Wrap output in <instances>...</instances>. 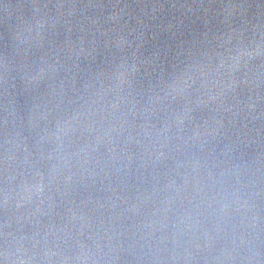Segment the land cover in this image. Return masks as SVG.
I'll return each mask as SVG.
<instances>
[{
    "label": "water",
    "instance_id": "water-1",
    "mask_svg": "<svg viewBox=\"0 0 264 264\" xmlns=\"http://www.w3.org/2000/svg\"><path fill=\"white\" fill-rule=\"evenodd\" d=\"M0 264H264V0H0Z\"/></svg>",
    "mask_w": 264,
    "mask_h": 264
}]
</instances>
